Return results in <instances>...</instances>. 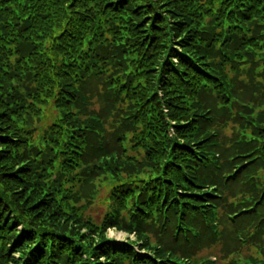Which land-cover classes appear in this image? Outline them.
<instances>
[{"label": "trees", "instance_id": "trees-1", "mask_svg": "<svg viewBox=\"0 0 264 264\" xmlns=\"http://www.w3.org/2000/svg\"><path fill=\"white\" fill-rule=\"evenodd\" d=\"M0 264H264V0H0Z\"/></svg>", "mask_w": 264, "mask_h": 264}, {"label": "rangeland", "instance_id": "rangeland-1", "mask_svg": "<svg viewBox=\"0 0 264 264\" xmlns=\"http://www.w3.org/2000/svg\"><path fill=\"white\" fill-rule=\"evenodd\" d=\"M42 120L39 122H35V127L39 126ZM37 133V130L34 131V135ZM104 186V184H102ZM102 186V187H103ZM99 188V195L98 199L94 201L91 205L89 210L86 212V216L91 218L95 223H98L101 217L103 216L104 212L106 211V206H105V195H106V189L105 188ZM105 236L110 239L118 240V241H123L127 238L130 240H133V235H127L126 233L116 230L114 228H110L106 231ZM209 250H205L204 253L210 257L213 258L212 252H209Z\"/></svg>", "mask_w": 264, "mask_h": 264}]
</instances>
